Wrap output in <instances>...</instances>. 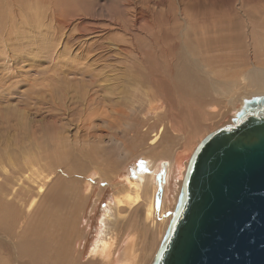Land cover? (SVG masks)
<instances>
[{"label": "rangeland", "instance_id": "rangeland-1", "mask_svg": "<svg viewBox=\"0 0 264 264\" xmlns=\"http://www.w3.org/2000/svg\"><path fill=\"white\" fill-rule=\"evenodd\" d=\"M72 1L70 0L68 5ZM126 1L128 2V0ZM126 1L84 0L78 12L74 9L76 6H74V3L69 7L66 4L60 6H66L63 12L64 15H59L60 17L64 16L62 17L64 19L71 20L70 22L78 21L80 19L79 14L83 15L86 18L83 27L87 29H85L86 39L89 41L98 39L95 36L97 34L89 32L93 27H106L105 31L107 28L109 29L108 35L111 36H109L110 39L105 40L106 44L104 43L103 49L100 48L91 52L89 56H95L96 52L98 53L101 50L110 53L112 48H115L113 42L121 43V41H124L122 44L125 46V42L129 45L132 38L139 41L141 46L145 48L146 32L155 34L163 31L167 35L162 36L163 38L159 42L150 43L152 46L150 48L155 51L161 50L162 55L154 61L150 59V64L152 63L160 72H163L168 66V72L173 75L176 73L177 64L186 61L187 56L203 61L213 55V53H207L204 50L202 41L207 38H216L219 41V37L229 34V32L225 33L219 30V22L222 21L221 19L230 18L233 22L234 41L230 44H218V50H215L214 53L218 60L223 55L230 53L233 59L231 63L233 64L230 65L225 61H220L212 67L216 69L217 81L231 82L236 80L237 84L234 88L237 89L232 88L233 91L230 90L229 94L225 96L224 94L213 96L209 92L203 93L202 85L207 89L208 83L202 81L200 75H197L199 77H195V79L198 80L194 79L195 82L194 80L191 82L192 89L202 93L197 94V91L190 92L179 88L175 84L176 81L168 77V83L164 80H155L152 85H149L151 89H148L147 85H142L141 89L148 93L137 97V95L126 92L124 89L128 85L126 79L130 73L128 69L122 68L121 65L122 63L131 65L130 61L118 59L112 60L111 63H105L101 60L102 56L99 60H95L96 57H85L86 53L82 54L80 58L79 50L72 47L71 43L68 42L70 35L76 31L78 32L77 26L75 24L71 26L72 28L61 26L63 31L60 30L62 28L58 27L60 26L58 20L51 16L54 5L50 4V0H26L27 6L25 7L24 16L21 14L15 17L14 12H11L13 10H10L14 19L11 20L6 30L3 27L0 28V98H4L0 104V119H2V112L7 110L14 112L15 110L18 111V114L21 111L24 112L26 121H24L23 130L22 128L19 129L16 124L17 120L20 119L17 115H11V122L7 123L5 127L0 125V148L3 149L0 152L8 149V151H12L18 148L19 141L16 138L19 139L21 134L23 135L25 132L26 141L23 139V143L31 144L34 136L38 137L40 146H36L34 150L26 152V154L33 152L38 155L36 157H41V162L36 166L39 168L38 175L46 177L47 183L51 184L45 185L48 194L44 197L37 189L34 191L35 198L38 197V204L36 203L33 208H30L31 201L19 210V214L23 213V216L27 215L29 208L32 214L35 212L36 216L33 214L32 221L28 222L27 220L24 227H19L20 222H15L8 230L13 234L17 229L12 241L0 237V264H101V262L102 264H112L114 259L121 258L126 247L125 238L132 235V231H136L139 236L137 246L140 248L141 253L138 264H151L162 243L163 237L160 235L163 231L164 223L162 221L166 217L171 221L178 204L176 198L178 199L179 196L180 185L178 182L181 180L176 175L175 165L170 180L166 184L165 199L162 190V178L165 176L162 174V170L157 174L159 187L157 191L154 190L153 195L154 220H150L143 202H139L138 205H135L137 207L132 210H129L130 207L128 206H124L119 210L114 208L116 217L111 221V227L113 234L115 233V243L111 260L106 263L99 258L89 257V249L97 230H99V219L104 209H106L111 199H117L122 194L124 196V185H126L127 177L135 174L137 164L144 161L145 155H151L154 158L181 156L185 161L190 160L194 149L208 133L233 123L237 116V110L241 106L240 100L235 101V98L242 96L244 93L242 91L246 90L242 85L243 81L239 82L242 73L244 74L253 62L264 66V0H131L132 2L129 0L132 5ZM156 2L158 4H155ZM228 3H230V10L228 13H222L223 7ZM143 4L144 6H142ZM149 5L151 6L149 7ZM139 7H146L145 10L149 14L151 12L149 17L151 19L146 20L142 17L138 19L137 8ZM148 7L149 9H147ZM155 11L159 13H155ZM154 14H157V16ZM160 14L162 19H160ZM151 15L154 16L151 17ZM245 15L249 18V24ZM210 20H212V23L205 32L204 25ZM118 22L122 28H116ZM40 24H42V27ZM108 42H112L113 46ZM223 44H226V47ZM85 45L79 44L80 49L85 48ZM77 55L83 64L92 67L95 72L93 71L94 74H91L94 75V79L97 78L96 80L92 78L88 80L87 84L81 83L80 80H77V82L76 78H82L85 81L91 75L89 74L87 77L84 75L85 79L81 75L77 76L69 72L68 68L75 65L76 62L74 61L78 57ZM96 62L98 66L95 67L93 63ZM102 72L104 74H101ZM100 75H109L107 79L111 82L102 83V81H99ZM118 79L119 81H117ZM109 85H114L112 87L119 86L121 89L119 87L115 89L116 87L112 88ZM69 87L71 88L69 89ZM90 87L93 90L97 88L98 101L96 102L94 99L95 104L93 103L85 111L84 99L86 95L89 97L92 93L91 91L88 93ZM107 87L112 89H107ZM68 90L69 92H67ZM151 90H156V92L151 93ZM177 90L180 92L178 93ZM246 92L249 94L251 91ZM227 97L229 98L227 99ZM230 98H234L231 100L233 105L229 100ZM99 100L106 102L102 103ZM220 100L223 102L221 103ZM62 101L66 106L61 104ZM108 101H113L112 104L109 102L112 106L107 105ZM96 103L99 108L94 106ZM212 106H215V111H211ZM196 109L198 111H195ZM108 111H111V113ZM121 111H124V113ZM145 111H147V114H145ZM208 111H210V115ZM120 112L121 115H119ZM144 116L147 117L148 121L140 125L139 123ZM172 121H174V124ZM0 124H2L1 121ZM150 124H152L151 127H147ZM117 125L121 126L118 128ZM164 127L162 145L158 149L156 148L157 150L146 153L144 149L148 147L152 136ZM55 128L58 131H55ZM107 129L109 131L116 130L118 133L117 138L107 135ZM56 132H59L58 140L55 137ZM51 133L54 136L48 138L44 136L45 134L51 135ZM9 137L10 142L7 143L6 140ZM5 145L8 146V149L4 147ZM99 151L101 152L99 153ZM41 152L49 154L45 153L48 158H42L45 154L40 155ZM52 152L56 153H53V155ZM141 152H145V154H140ZM60 194L62 195L60 196ZM56 195L58 198H54ZM68 196L70 197L68 198ZM4 207L0 200V221L3 219ZM10 211L14 213L11 209ZM66 215L67 219L64 217ZM58 219L64 223L59 222ZM38 221L39 225L44 227H40L41 229L38 232H34V225ZM58 229H61V232ZM66 229L68 231H65ZM64 235L65 237H63ZM51 240L54 243H51ZM14 242L16 248L13 245ZM55 243L58 245L55 246ZM51 245L53 246L51 247Z\"/></svg>", "mask_w": 264, "mask_h": 264}, {"label": "bare ground", "instance_id": "bare-ground-1", "mask_svg": "<svg viewBox=\"0 0 264 264\" xmlns=\"http://www.w3.org/2000/svg\"><path fill=\"white\" fill-rule=\"evenodd\" d=\"M70 0H50V4L54 5V9L52 10L53 12L51 13V16H53V18L58 20V23L60 26V28L64 27H71L72 25H76L78 28V32L76 33H72L68 39V42L71 43V46L76 48L77 50H79L80 52V58L81 55L86 53L85 57H88L89 54L91 52H94L100 48L103 47V45H105V40L110 39L108 35L109 34V29L107 28V30L105 31L106 27H93V29L89 32L97 34L95 36H97L98 39H94V41H89L86 39L87 33L85 31L86 28L83 27V23L85 22L86 18L79 14V20L78 21H72L70 22L69 19H64L62 17H60V15L63 14L65 7L69 5H72L74 3L75 6V10L78 12L79 11V7L80 5L83 3L84 0H73L69 5ZM126 1V0H124ZM131 1V0H130ZM128 0V4H131ZM145 1V0H143ZM149 1V0H148ZM166 1V0H164ZM170 1V0H169ZM172 1V0H171ZM39 2V1H38ZM88 2V1H87ZM122 2V1H121ZM162 2V1H161ZM124 3V2H123ZM172 3V2H171ZM45 4V2H44ZM47 4V3H46ZM67 4V5H66ZM88 4V3H87ZM105 4V3H104ZM119 4V3H118ZM137 4V2H136ZM155 4H158L157 2ZM162 4V3H161ZM178 4V3H177ZM230 3H228L227 5H225L223 7V11H221L222 13H228V11L230 10ZM42 5V4H41ZM62 5H66L65 7H60ZM92 5V4H90ZM123 5V4H122ZM132 5V4H131ZM180 5V4H179ZM182 5V3H181ZM27 3L26 0H0V28L3 27L4 30H6L8 28V26L10 25L11 20L14 19L13 16H11L12 14L10 13V10H13L11 12H14L15 17L16 15H21L24 16V12L26 10ZM45 6V5H44ZM135 6V5H133ZM132 6V7H133ZM138 6V5H137ZM140 6V5H139ZM144 6V4L142 5ZM151 5H149L150 7ZM156 6V5H155ZM185 6V5H184ZM34 7V6H33ZM40 7V6H39ZM122 7V6H121ZM126 7V6H125ZM128 7V6H127ZM126 7V8H127ZM149 7L147 9H149ZM35 8V7H34ZM131 8V7H130ZM135 8V7H134ZM146 8V7H145ZM145 8L139 7L138 9V19L139 17L141 18H146V20L150 17V14L147 10H145ZM84 9V8H83ZM82 9V10H83ZM123 9V7H122ZM132 9V8H131ZM164 9V6H163ZM34 10V9H33ZM49 10V9H48ZM71 10V9H70ZM133 10V9H132ZM151 10V9H150ZM149 10V11H150ZM157 10V9H156ZM181 10V9H180ZM134 11V10H133ZM159 11V10H158ZM163 11V10H162ZM186 11V10H185ZM34 12V11H33ZM83 12V11H82ZM136 12V14H137ZM157 11H155L156 13ZM88 13V12H87ZM115 13V11H114ZM159 13V12H157ZM161 13V12H160ZM39 14V13H38ZM44 14V13H43ZM60 14V15H59ZM67 14V13H66ZM135 14V15H136ZM162 14V13H161ZM160 14V15H161ZM64 15V14H63ZM77 15V14H76ZM75 15V16H76ZM117 15V14H116ZM132 15V14H131ZM155 15V14H154ZM154 15H151L154 16ZM40 16V15H39ZM66 16V15H65ZM74 16V17H75ZM157 16V14L155 15ZM175 16V15H174ZM178 16V15H177ZM191 16V15H190ZM246 18L248 19V24L249 22V18L247 17V15H245ZM136 17V16H135ZM35 18V17H34ZM37 18V17H36ZM40 18V17H39ZM43 18V17H42ZM52 18V17H51ZM66 18V17H65ZM88 18V16H87ZM176 18V17H174ZM224 18V17H223ZM33 19V18H32ZM136 19V18H135ZM133 19V20H135ZM151 19V18H149ZM157 19V18H156ZM160 19H162V15L160 17ZM180 19V18H179ZM145 20V21H146ZM181 20V19H180ZM184 20V19H182ZM222 21L219 22V30L220 31H224L225 33L229 32V34L227 35H223L222 37H219V41L216 38H212V39H205L202 41L203 46H204V50L208 53L211 52L213 53V55H210L208 59L206 60H201L198 58H193L191 56H187L188 59L186 61L180 62L177 64L176 68V73L173 75L172 73L168 72V66L167 69H165L163 72H160L158 69H156L152 63L150 64V59L151 60H156V58H158L159 56L162 55V51L161 50H157L155 51L154 49H151V42H159L160 39H162V36L167 35L166 33H164L163 31L159 32V33H148L146 31V37L144 39V47L141 46V44L139 43V41L134 40L133 38L130 39V44L128 45L127 42L126 45L124 46L122 43L124 41H121V43H117L116 41L113 42V44H115V48L111 50L110 53L108 52H103L102 50L99 51L98 53L96 52L95 56H89L88 58H92V57H96L95 60H99V58L102 56L101 60H103L105 63H111L112 60H118V59H123V61H130L131 65H127L125 63H122L121 67L122 68H126L129 70V77L126 79V83L128 84L127 86L124 87L126 92H132L134 95H137V97H141L143 94H146L148 92H145L141 89V86L143 85H147L148 89H151V87L149 85H152L153 82L155 80H164L166 83H168V77L170 79H173L174 81H176V85L179 88H182L185 91H190L193 92L194 89H192L193 87L191 86V82L195 79V77H199L197 75H200V78L202 81L207 82L208 83V87L207 89L204 88L203 86V93L205 92H209V94H212L213 96H218V95H222L224 94V96L226 94H229L230 90H232V88H234V86H236L237 81L233 80L231 82H225V81H217L218 78L216 77L215 71L216 69H214V67H212L214 64H216L217 62L220 61H225L226 63H229L230 65H232V55L229 54H225L223 55L219 60L215 55V50H218L217 45L220 43H227L230 44L234 41V34H233V22L230 18H225V19H221ZM47 21V20H46ZM118 21V20H117ZM144 21V20H143ZM186 21V20H184ZM245 22V20H243ZM5 22V25H4ZM35 22V21H34ZM141 22V21H140ZM155 22V21H154ZM166 22V21H165ZM172 22V21H170ZM189 22V21H188ZM42 23V22H40ZM48 23V22H47ZM57 23V22H56ZM149 23V22H148ZM152 22L150 21V24ZM164 23V22H163ZM187 23V22H186ZM210 23H212V20L207 21V23L204 25V29L205 32L207 31V29L209 28ZM37 24V22H36ZM44 24V23H43ZM137 24V23H136ZM140 24V23H139ZM145 24V23H144ZM162 24V23H161ZM177 24V23H176ZM97 25V24H96ZM115 25V23H114ZM141 25V24H140ZM163 25V24H162ZM40 26L42 27V24H40ZM46 26V25H45ZM62 26V27H61ZM106 26V25H105ZM109 26V25H108ZM107 26V27H108ZM147 26H149L147 24ZM146 26V27H147ZM74 27V26H73ZM142 27V25H141ZM144 27V25H143ZM145 27V28H146ZM163 27V26H162ZM185 27V26H184ZM198 27V26H197ZM16 28V27H15ZM59 28V29H60ZM72 28V27H71ZM76 28V29H77ZM99 28V29H98ZM116 28H122L121 25H119L118 22V27ZM68 29V28H67ZM1 30V29H0ZM41 30V29H40ZM63 31V28L60 29ZM87 30V29H86ZM89 30V28H88ZM112 30V29H111ZM141 31V30H140ZM214 31V30H213ZM188 32V31H187ZM60 33V31H59ZM223 33V32H222ZM42 34V33H41ZM176 34V33H174ZM188 34V33H187ZM208 34V33H207ZM1 35V33H0ZM7 35V34H6ZM20 35V34H19ZM44 35V34H43ZM220 35V34H219ZM8 36V35H7ZM239 36V34H238ZM1 37V36H0ZM91 37V36H90ZM167 37V36H166ZM180 37V36H179ZM217 37V35H216ZM117 38V37H116ZM192 38V37H191ZM112 39V38H111ZM175 39V38H174ZM113 40V39H112ZM116 40V39H115ZM122 40V39H121ZM111 41V40H109ZM2 42V41H1ZM112 42H108L111 43ZM142 42V41H141ZM105 43V44H104ZM107 43V45H108ZM79 44H86L84 47L85 48H81ZM40 45V44H39ZM149 45V46H148ZM186 45V44H185ZM224 47H226V44H223ZM113 46V45H112ZM187 46V45H186ZM189 46V45H188ZM177 47V46H176ZM182 47V46H181ZM184 47V46H183ZM182 47V48H183ZM70 48V46H69ZM108 48V47H107ZM181 48V49H182ZM196 48V47H195ZM3 49V48H2ZM71 49V48H70ZM103 49V48H102ZM184 50V49H183ZM245 50H247L245 48ZM192 51V49H191ZM226 51V50H225ZM78 52V53H79ZM203 52V50H202ZM181 53V52H180ZM186 53V52H185ZM189 53V51H188ZM191 55V54H189ZM78 56V55H77ZM182 56V55H181ZM153 57V58H152ZM196 57V56H195ZM79 56L76 57L75 61V65L74 66H69L68 70L70 73H73L74 75H81L82 77H84L86 79V77L90 74L91 76H89L87 80V82L83 81L82 78H76V81L80 80L81 83L87 84L88 80H91L93 78V80H96L97 78L94 79V70L92 69V67H88V64H83V62L80 59ZM98 58V59H97ZM179 58V57H178ZM182 58V57H181ZM180 58V59H181ZM234 58V57H233ZM27 59V58H26ZM25 59V60H26ZM93 60V61H95ZM8 61V60H7ZM254 61V60H253ZM98 62V61H97ZM93 63V65L96 67V65L98 66V63ZM172 62V61H171ZM166 63V62H165ZM175 63V62H174ZM6 64V63H5ZM100 64V63H99ZM168 64V61H167ZM170 64V63H169ZM91 65V64H90ZM92 65V66H93ZM107 65V64H106ZM113 65V64H112ZM173 66V65H172ZM111 69V68H109ZM98 70V69H97ZM101 70V69H100ZM174 70V68H173ZM94 71V72H93ZM99 71V70H98ZM238 72V71H237ZM92 73V74H91ZM97 73V72H96ZM101 74H104L103 72ZM86 75V77L84 76ZM97 75V74H95ZM99 75V74H98ZM238 75V73H237ZM109 75L107 76H102L100 75L99 77V81L103 82H111L108 81ZM124 77V76H123ZM122 79V78H121ZM114 80V79H113ZM150 80V82H149ZM198 80V79H195ZM194 80V82H195ZM224 80V79H223ZM226 80V79H225ZM77 81V82H78ZM119 81V79L117 80ZM200 81V79H199ZM243 81V86L245 87V91L250 90L251 94L249 93H245L244 92L242 96H237L235 98L236 100H240L241 102V106L240 108L237 110V116L234 119L233 123L236 122V119L238 118V116L241 114V112H244L246 110H248V108L252 105L253 101L264 96V66L259 65L255 62L252 63V65L246 70V72L241 75V78L239 79V82ZM94 83V82H93ZM201 83V82H200ZM112 84V83H111ZM119 84V83H118ZM173 84V83H172ZM107 85V84H106ZM222 85V86H221ZM71 86H73L71 84ZM91 86V85H90ZM96 86V85H95ZM108 86V85H107ZM111 86V85H109ZM114 86V85H112ZM111 86V87H112ZM206 86V85H205ZM224 86V87H223ZM87 87V86H86ZM92 87V86H91ZM90 87V88H91ZM116 87V86H115ZM112 87V88H115ZM119 86H117L115 89H117ZM176 87V86H175ZM71 87H69L70 89ZM73 88V87H72ZM81 88V86H80ZM79 88V89H80ZM110 87H107V89H112ZM120 88V87H119ZM145 88V87H144ZM221 88V89H220ZM236 88V87H235ZM234 88V89H235ZM86 89V88H84ZM88 89V88H87ZM92 89V88H91ZM89 90L88 93L91 91L92 93L89 95V97H87L88 95H86V98L84 99V109L85 111H87V109L95 102L94 99L97 100V94H98V90L97 88H95V90ZM121 89V88H120ZM154 89V88H153ZM237 89V88H236ZM74 90V89H73ZM77 90V89H76ZM81 90V89H80ZM160 90V89H159ZM181 90V89H179ZM197 91V94H202L200 91L198 90H194V92ZM233 91V90H232ZM69 92V90L67 91ZM84 92V90H83ZM87 92V91H86ZM115 92V91H113ZM152 92H156V90H151ZM178 92V90H177ZM180 92V91H179ZM178 92V93H179ZM177 93V94H178ZM233 93V92H232ZM113 94V93H111ZM120 94V93H119ZM241 94V93H240ZM239 94V95H240ZM106 95V94H105ZM110 94H108L109 96ZM180 95V94H179ZM234 95V94H233ZM84 96V95H83ZM81 96V97H83ZM193 96V95H192ZM235 96V95H234ZM80 97V96H79ZM85 97V96H84ZM105 97V96H104ZM107 97V95H106ZM111 97V96H109ZM191 97V96H190ZM222 97V96H221ZM147 98V97H146ZM151 98V97H150ZM186 98V97H185ZM184 98V99H185ZM229 97H227L228 99ZM234 98H230V102L231 100H233ZM83 99V98H82ZM106 99V98H103ZM2 100H4V98H0V104L2 102ZM81 100V99H80ZM191 100V99H190ZM76 101V100H75ZM100 102H102V100H99ZM188 101V100H187ZM228 101V100H226ZM103 102H106L103 100ZM102 102V103H103ZM108 101L107 105L109 104ZM113 102V101H112ZM111 102V104H112ZM192 102V100H191ZM221 102V100H220ZM223 102V101H222ZM221 102V103H222ZM233 102V101H232ZM231 102V104H232ZM114 103H116L114 101ZM184 103V102H183ZM199 103V102H198ZM197 103V104H198ZM220 103V104H221ZM3 104V103H2ZM63 105L64 102L62 101ZM109 104V105H111ZM190 104V102H189ZM226 104V103H225ZM235 104V103H234ZM116 105V104H115ZM118 105V103H117ZM233 105V104H232ZM231 105V106H232ZM66 106V105H65ZM64 106V107H65ZM95 107H97V103L96 105H94ZM112 106V105H111ZM114 106V105H113ZM193 106V105H192ZM202 106V105H201ZM237 106V105H236ZM213 107V106H212ZM93 108V107H92ZM99 108V106H98ZM117 108V107H116ZM124 108V107H123ZM191 108V107H190ZM189 108V109H190ZM195 108V107H194ZM201 108V107H200ZM107 109V107H106ZM237 109V108H236ZM111 110H115V109H111ZM192 110V109H191ZM194 110V109H193ZM200 110V109H199ZM216 108L215 106L213 108H211V111H215ZM116 111V110H115ZM195 111H198L197 109ZM207 111V110H205ZM204 111V112H205ZM236 111V110H235ZM109 113H111V111H108ZM107 112V113H108ZM122 113H124V111H121ZM120 112L119 115H121L122 113ZM147 111H145V114ZM186 112V111H185ZM184 112V113H185ZM188 112V111H187ZM209 115H210V111ZM97 113V112H96ZM95 113V114H96ZM130 113V112H129ZM195 114V112H193ZM201 113V112H200ZM2 119H0L1 123V127H5V125L7 123L11 122V115H17L20 119L17 120L16 124L18 126L19 129L24 128L25 126V122L26 121V115H24V112H20V114H18V111L11 112V111H4L2 112ZM116 114V113H115ZM126 114V112H125ZM191 114V113H190ZM197 114V112H196ZM202 114V113H201ZM205 114V113H204ZM110 115V114H109ZM117 115V114H116ZM185 115V114H184ZM198 115V114H197ZM200 115V114H199ZM90 116V115H89ZM174 116V115H173ZM213 116V115H212ZM211 116V117H212ZM92 117V116H90ZM89 117V118H90ZM116 117V116H115ZM190 117V116H189ZM86 118V117H85ZM93 118V117H92ZM147 117L144 116L143 119L140 121V125H142V123H146L148 121V119H146ZM175 118V116H174ZM186 118V117H185ZM115 119V118H114ZM178 119V117H177ZM192 119V118H191ZM85 120V119H84ZM83 120V121H84ZM89 120V119H88ZM116 120V119H115ZM180 120V119H179ZM196 121V120H195ZM85 122V121H84ZM113 122V121H111ZM151 122V121H150ZM149 122V123H150ZM174 124V121H172ZM180 123V122H178ZM198 123V122H197ZM233 123H229V124H233ZM112 124V123H110ZM115 124V122H114ZM181 124V123H180ZM186 124V123H185ZM152 124H150L147 127H151ZM183 125V124H181ZM228 125V124H227ZM116 126V125H115ZM121 125H117V127L119 128ZM130 126V125H129ZM167 126V125H166ZM197 126V125H196ZM225 126V125H224ZM146 127V128H147ZM183 127V126H182ZM78 128V127H77ZM111 128V127H109ZM26 129V128H25ZM56 129V128H55ZM175 129V126H174ZM21 130V131H22ZM108 130V129H107ZM176 130V129H175ZM55 131H58L57 129ZM90 131V130H89ZM88 131V133H89ZM163 131H165V127L164 128H160V130H158L151 138L148 147L144 149V151L146 153H148L151 150H157L158 147H160L162 145V140H163ZM177 131V130H176ZM54 132V131H51ZM55 133V132H54ZM59 133V132H58ZM56 132V139L58 140V134ZM179 133V132H178ZM21 134V133H20ZM19 134V135H20ZM118 133L116 132V130H112L107 132V135H109L112 138H117L116 135ZM184 134V133H183ZM24 135V137H23ZM21 134V136L16 138V140L19 141V146L18 148H16L15 150L12 151H8L9 149L7 148L8 146H4L5 148H7V151L4 152H0V200H1V204L3 206H5L3 209L4 213H3V219L0 221V237L2 236L3 238L6 239H10V241H12V239L14 238V235L17 232V229H15L14 233L12 234L9 230V228L15 223V222H20V226L19 227H24V225L26 224L27 220L28 222H31L35 212L32 214L30 212V208H33L35 206V204L38 200V197L35 198L34 196V191L37 189V191L39 193H42V197L46 196L48 193L46 192L47 189H45V185L48 184L46 177H42V175H38L39 174V168L36 167L37 164L39 162H41V157H36L38 156L37 154H34L33 152L31 154L26 152H29L31 150H34L35 147H39V143L38 142V137L34 136L33 138V143L31 144H26L23 143V139H25L26 141V132L25 134ZM43 135V134H42ZM54 136L53 133H51V135H47L45 134L44 136L46 138H48L49 136ZM31 136V135H30ZM87 136V135H86ZM44 137V138H45ZM88 137V136H87ZM42 138V137H41ZM43 138V139H44ZM61 138V137H60ZM89 138H90V134H89ZM184 138V137H183ZM7 139V138H6ZM53 139V137H52ZM99 139V138H98ZM136 140V138H135ZM42 141V140H39ZM63 141V140H62ZM59 141V142H62ZM7 143L10 142V137L9 139L6 140ZM12 143V142H11ZM14 143V140H13ZM21 143V144H20ZM65 144V143H64ZM200 144V143H199ZM198 144V145H199ZM12 145V144H11ZM16 145V144H15ZM197 145V146H198ZM13 146V145H12ZM58 146V145H57ZM17 147V146H16ZM62 148V147H61ZM157 148V149H156ZM196 149V148H195ZM194 149V150H195ZM0 150H3L2 148H0ZM56 150V149H55ZM160 151V150H159ZM51 152V151H50ZM59 152V151H58ZM95 152V151H94ZM98 153V151H96ZM101 151H99L100 153ZM145 152H141L140 154H145ZM155 152V151H154ZM194 152V151H193ZM42 153H46V152H41L40 155H42ZM56 153V152H52ZM43 154V155H44ZM47 154V153H46ZM42 156V158H48L47 155ZM54 155V154H53ZM56 155V154H55ZM98 155V154H97ZM154 155V154H153ZM167 155V154H166ZM56 157V156H55ZM47 161V160H45ZM188 161H185L181 156H177V157H167V158H161V157H157L154 158L151 155L144 157V161L140 162L139 164H137V168L135 169V174L128 176L127 181L125 182L126 185H124V196L123 194L121 196H118L117 199H111L109 201V203L106 206V209H104L103 214L100 217V221H99V230H97L96 236L93 240V242L91 243L90 249H89V257L92 258H99L101 259L103 262H108L111 260V256L113 254V248H114V243H115V236L112 232V227H111V221L113 220L114 217H116V213L114 214V208H118L121 209L124 206H128L130 207L129 210H132L134 208H136L139 202H143L145 208L147 209V215L149 216L150 220L153 219V213H154V190L159 187V183L157 181V174L160 172V170H162V174L165 176L164 178H162V185H163V194H164V199L166 197V184L167 181L169 182V178L171 177L172 171L174 169V165L176 167V175L178 178H180L181 181L178 182L179 186V196L178 199L176 198V203L179 201L180 199V192L182 190V186H183V182H184V178H185V173L187 170V165H188ZM109 162V161H108ZM55 180V179H54ZM52 180V181H54ZM57 182V181H56ZM51 184V183H50ZM48 184V185H50ZM56 185V184H55ZM36 191V192H37ZM50 191V190H49ZM123 191V192H124ZM76 193V191L74 192V194ZM153 193V194H152ZM73 194V197H74ZM36 195V194H35ZM62 194H60L61 196ZM70 196H68L69 198ZM54 198H58V196L56 195V197ZM42 199V198H41ZM73 200V199H71ZM32 201L29 211L27 213V215L23 216V213L19 214V210L23 209V206L28 205L30 202ZM167 201V199H166ZM58 204L60 203L57 202ZM20 206V207H19ZM10 209L14 212L11 213ZM38 210V209H37ZM36 210V211H37ZM41 214V213H40ZM59 214V213H58ZM42 215V214H41ZM61 215V214H60ZM36 216V215H35ZM38 216V215H37ZM56 216V215H55ZM58 216V215H57ZM44 217V216H43ZM42 217V218H43ZM65 218L67 217L64 216ZM41 218V217H40ZM63 218V217H62ZM173 218V217H172ZM55 219V218H54ZM53 219V220H54ZM67 219V218H66ZM42 220V219H41ZM43 220L45 221V217L43 218ZM62 220V219H61ZM118 221V219H116ZM40 221V220H39ZM39 221L36 223V225H34L33 231L34 232H38V230H40L42 227V225H39ZM59 222L60 219H58ZM65 221V220H64ZM54 222V221H52ZM73 222V221H72ZM163 231L161 232V236L165 237V230L167 229V226L170 222V219L168 217H166L163 221ZM35 223V222H34ZM64 223V222H61ZM154 223V222H153ZM56 225V223H55ZM36 227V228H35ZM44 227V226H43ZM42 227V228H43ZM57 227V226H56ZM130 227V225H129ZM69 228V227H68ZM45 230V229H44ZM51 230V229H50ZM61 232V229H58ZM47 231V229H46ZM65 231H68L67 229ZM40 232V231H39ZM42 232V231H41ZM131 232V231H130ZM65 233V232H64ZM70 233V231H69ZM126 233V232H125ZM132 235L128 236L127 238H125V243H126V247L123 250V254L121 256L120 259H114L112 261V264H138V259H139V255H140V248H138L137 243H138V234L136 231H132L131 232ZM57 235V234H56ZM12 236V237H10ZM47 236V235H46ZM58 237V236H57ZM65 237V235L63 236ZM39 236L37 237L38 240ZM46 239V238H45ZM162 239V241H163ZM55 240V239H54ZM57 240V239H56ZM52 241V240H51ZM51 243H54L53 241ZM58 243V242H57ZM117 243V242H116ZM64 244V243H63ZM14 247L16 248L15 242L13 243ZM58 245L55 243V246ZM53 245H51L52 247ZM60 246V245H59ZM85 247V246H84ZM63 248V246H62ZM53 249V248H52ZM59 250V247H58ZM56 253V252H55ZM156 255V253H155ZM154 255V257H155ZM68 256V254H67ZM153 257V259H154ZM59 258V257H58ZM57 258V259H58ZM63 258H65L63 256ZM69 258V256H68ZM68 258L66 257V259L68 260ZM98 260V259H97ZM60 261V260H59ZM57 263V261H55ZM64 261L62 260V263ZM153 262V260H152ZM151 262V264H152ZM59 263V262H58ZM66 264V263H65ZM102 264V262H101ZM107 264V263H106Z\"/></svg>", "mask_w": 264, "mask_h": 264}, {"label": "water", "instance_id": "water-1", "mask_svg": "<svg viewBox=\"0 0 264 264\" xmlns=\"http://www.w3.org/2000/svg\"><path fill=\"white\" fill-rule=\"evenodd\" d=\"M152 264H264V96L196 147Z\"/></svg>", "mask_w": 264, "mask_h": 264}]
</instances>
